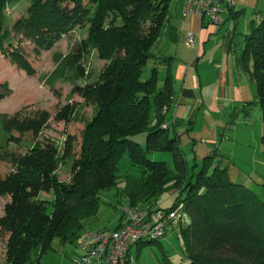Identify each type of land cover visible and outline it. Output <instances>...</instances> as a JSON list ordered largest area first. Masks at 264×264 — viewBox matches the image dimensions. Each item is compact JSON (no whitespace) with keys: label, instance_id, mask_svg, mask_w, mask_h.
<instances>
[{"label":"trees","instance_id":"trees-1","mask_svg":"<svg viewBox=\"0 0 264 264\" xmlns=\"http://www.w3.org/2000/svg\"><path fill=\"white\" fill-rule=\"evenodd\" d=\"M23 1L27 11L14 24V33L20 44L22 40L32 43L37 57L94 12L88 38L75 44L68 56H54L55 70L46 82L57 96L61 95L57 83L75 85L86 78L83 63L91 48L110 64L99 83L76 87L77 95L96 102L100 110L82 130L71 186L55 175L57 148L40 143L38 137L52 117L66 125L73 123L77 103L58 106L54 116L37 110L32 115L19 111L2 118L8 141L27 137L32 146L26 154L0 148V198L9 197L0 218V237L7 238L6 261L0 264H44L56 238L62 245L78 244L84 229L93 231L87 222L99 212L100 193L120 183L125 184L122 195L130 207H158L167 212L184 205L192 225L167 236L182 240L188 264H264V200L252 186L231 181L226 169L216 167L210 172L220 156L217 151L197 171L198 164H189L179 137L172 133L175 122L169 112L175 96V60L163 55L160 44L165 38H177L173 0H0V14ZM12 33H0V54L33 75L35 69ZM238 36L237 64L248 74L257 96V102L240 108L238 116L249 117L254 106L259 107L264 153V11L255 12L249 32ZM150 62L153 67L143 78ZM162 69L165 78L160 84ZM12 95L7 82L0 84V102ZM75 140L68 136L65 158L74 152ZM155 154H169L171 162L150 159ZM123 157L131 166L125 175L119 167ZM5 163L11 164V171L4 169ZM258 185L264 190V174ZM46 189L49 195L56 194L50 213L40 199ZM169 192H174L175 201L165 208L160 200ZM152 244L161 247L162 240L135 246ZM161 263L172 264L167 254Z\"/></svg>","mask_w":264,"mask_h":264},{"label":"rangeland","instance_id":"rangeland-1","mask_svg":"<svg viewBox=\"0 0 264 264\" xmlns=\"http://www.w3.org/2000/svg\"><path fill=\"white\" fill-rule=\"evenodd\" d=\"M184 1L185 0H173L171 3L172 13H175V11H178L177 13H179L180 10L182 11ZM27 7L28 4L23 1L18 5L10 6L0 14V18H2V21H0V33L6 30L13 32L12 34L15 38V44H18L21 50L25 52L29 62L35 69V73L30 75L26 70L19 67L12 60L0 54V84L7 82L10 89L13 91L12 96L7 97L5 100L0 102V148H7L11 151L16 150L20 151V153L26 154L32 146L28 143L27 137L20 141H8L9 136L4 130V125L2 123L3 117L14 115L19 111H22L25 115H32L37 110H46L53 115L54 109L56 110L58 106L63 107L68 102L77 103L78 113L74 118L73 123L66 125L63 122L54 120L52 117L48 127H46L38 137V141L40 143L44 145H53L57 148L58 159L56 162L55 175L59 182H62L67 186H71L73 184L75 174V151L79 150L82 130L84 129L85 124L91 122L100 110L96 102L87 101L82 96L77 95L76 87L78 86L80 88H84L88 84L99 83L110 62L102 60L99 51L95 48H91L88 51L86 59L83 63L86 69V78L78 81L75 85L63 82L57 83L56 90L61 92V95L57 96V94H55L51 89L50 85L46 82L55 70L54 56L57 54L62 57L68 56L72 52L75 44L88 38L89 30L91 28V19L95 17L94 12H90L84 23L75 26L71 32L61 36L53 49L49 51L41 50L40 56L37 57L33 51L34 46L32 43L22 40V43L20 44L18 42L19 38H16L14 33V24L21 19L22 16H25ZM260 9L264 11V0H261ZM253 12L254 10L252 9L248 10L245 16L246 19L244 20H250V16ZM108 22L109 19L107 20V24ZM190 33L191 32L188 34ZM164 43L165 41L160 44L161 48L164 46ZM152 67L153 62H150L144 70L143 78L148 77V73ZM164 78V71H161L159 75L160 84H162ZM30 96V99H26ZM256 110L258 120L261 116V110L259 107H257ZM166 128L169 127L166 126ZM259 132L262 133V125L258 120V137ZM70 135L76 138L74 152L65 158L64 148L68 142V136ZM259 146L260 151H258ZM170 158L171 155L169 154H155L150 156V159H153L154 161L171 162ZM5 167L12 170L10 163H5L4 168ZM119 167L121 175L127 174V171L131 169L129 159L127 157H123L120 161ZM256 168L257 175L262 176V174H264V153L261 145V138H259V145L257 141ZM199 169H197V171ZM252 185V189H254L262 200H264L263 188H260L258 183ZM124 189L125 184L120 183L116 188L100 193L101 205L99 207V212L95 218L87 222V228L92 229L93 231H100L102 233H108L116 229L124 210L130 207L127 205L125 196L122 195ZM47 191L48 190L46 189L41 192L40 199L45 200L44 202L47 206V212L50 213L52 204L56 200V194L54 191H51V194L49 195ZM6 199L7 197L0 198V218H3L5 215L4 206ZM160 201L163 204V207L168 208L174 203L175 196L172 192H169L164 194ZM142 207L149 208L146 206ZM189 221H191L190 225H192V218L190 216ZM85 230L88 229H84V232ZM6 245L7 238L0 237V262L6 261ZM182 245L183 242L177 235L170 234L162 239L161 247H158L156 244H152L142 246L138 249L137 246H134L130 253V258L132 259L129 264H162L161 259L165 254L168 255L172 264H188V261L183 257ZM83 255V250L78 246V244L66 243L65 245H62L61 241L56 238L53 241L52 249L48 252L43 262L44 264H85L81 262V257Z\"/></svg>","mask_w":264,"mask_h":264},{"label":"crops","instance_id":"crops-1","mask_svg":"<svg viewBox=\"0 0 264 264\" xmlns=\"http://www.w3.org/2000/svg\"><path fill=\"white\" fill-rule=\"evenodd\" d=\"M184 7L185 1L182 11L172 13L176 41L165 38L161 48L164 56L175 60V96L169 112L175 122L172 133L179 137L178 145L190 165L198 164L199 169L217 151L220 156L210 172L220 167L227 170L235 183L259 184L263 174L257 175L256 157L257 141L259 145L262 133L258 137L257 105L249 117L238 116L240 108L257 102V96L248 74L237 64L240 46H235V42L241 39L238 34L249 32L250 21L260 10L261 0H236L232 9L224 11L221 25H214L194 13L187 14ZM251 9L254 12L245 21ZM238 11L243 14L237 16ZM189 32L196 36L194 47L186 42ZM162 71L165 75V70ZM8 200L9 197L5 205ZM123 223L121 216L116 229Z\"/></svg>","mask_w":264,"mask_h":264},{"label":"built area","instance_id":"built-area-1","mask_svg":"<svg viewBox=\"0 0 264 264\" xmlns=\"http://www.w3.org/2000/svg\"><path fill=\"white\" fill-rule=\"evenodd\" d=\"M235 4L236 0H185V11L220 25L223 23L224 11L233 8ZM187 43L191 47L196 45L195 34H188ZM122 218L124 224L114 232L89 230L82 233L78 242L84 253L82 263L127 264L131 249L139 242L162 240L169 232L179 233L191 224L183 204L167 212L158 207L150 209L137 205L126 208Z\"/></svg>","mask_w":264,"mask_h":264}]
</instances>
